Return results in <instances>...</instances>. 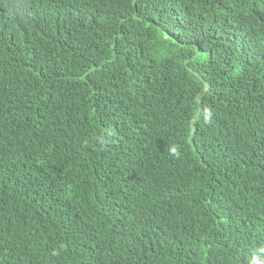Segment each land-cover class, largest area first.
I'll use <instances>...</instances> for the list:
<instances>
[{
	"label": "trees",
	"instance_id": "16d2710c",
	"mask_svg": "<svg viewBox=\"0 0 264 264\" xmlns=\"http://www.w3.org/2000/svg\"><path fill=\"white\" fill-rule=\"evenodd\" d=\"M0 264H264V0H0Z\"/></svg>",
	"mask_w": 264,
	"mask_h": 264
},
{
	"label": "clouds",
	"instance_id": "9594fccd",
	"mask_svg": "<svg viewBox=\"0 0 264 264\" xmlns=\"http://www.w3.org/2000/svg\"><path fill=\"white\" fill-rule=\"evenodd\" d=\"M172 153L173 154H178L175 148L172 149Z\"/></svg>",
	"mask_w": 264,
	"mask_h": 264
}]
</instances>
